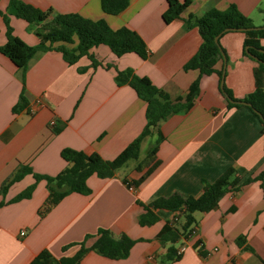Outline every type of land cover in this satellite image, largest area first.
<instances>
[{
	"label": "crops",
	"instance_id": "obj_1",
	"mask_svg": "<svg viewBox=\"0 0 264 264\" xmlns=\"http://www.w3.org/2000/svg\"><path fill=\"white\" fill-rule=\"evenodd\" d=\"M23 1L44 10L104 18L114 29L128 26L145 40L148 55L117 56L101 44L91 51L99 61L93 66L87 55L70 63L60 51L49 49L28 61L22 77L19 67L0 51V264H29L44 249L58 258L73 256L85 236L100 227L116 235L126 233L136 242L125 258L89 250L81 264H160L170 243L158 234L176 212L156 209L159 220L141 225L143 207L138 201L149 203L174 193L199 196L206 183L215 182L229 168L233 184L240 188L224 193L211 210L194 213L195 232L175 244L181 257L171 264L264 262L263 123L246 105L227 107L218 73L184 68L203 41L198 27L187 23L190 14L202 16L212 8L226 10L235 4L261 27L264 0H191L170 22L163 18L167 0H127L117 13L105 12L102 0ZM0 11V46L8 40L4 14L14 35L30 45L39 43L28 22L14 14L10 0H0ZM245 37L240 30L219 37L226 61L223 58L217 67L225 68L224 83L237 98L257 84V63L243 53ZM258 39L264 46V31ZM127 68L148 76L173 100L184 99L197 78L199 92L187 111L160 121L143 138L138 157L114 177L91 175L90 194L72 192L44 215L40 209L49 194L45 179L27 173L3 194V185L22 165L56 175L67 165L61 155L65 147L113 159L141 134L147 103L130 84L116 81L118 70ZM249 178L252 181L245 183ZM33 184L30 197L12 201ZM241 235L243 244L237 242Z\"/></svg>",
	"mask_w": 264,
	"mask_h": 264
},
{
	"label": "trees",
	"instance_id": "obj_2",
	"mask_svg": "<svg viewBox=\"0 0 264 264\" xmlns=\"http://www.w3.org/2000/svg\"><path fill=\"white\" fill-rule=\"evenodd\" d=\"M127 0H102V8L107 13H117ZM168 6L163 12L166 22L174 18L189 6L191 0H167ZM14 14L28 22V29L34 31L39 37L37 45L27 44L22 38L12 33L9 25V17L4 14L8 24V40L0 46V51L7 55L21 70L22 77L28 61L39 51L56 49L70 62H76L83 55H87L93 66L99 61L91 52L93 48L105 44L117 55L127 52H136L142 58L148 55L147 44L142 36L128 26L112 28L106 19H92L77 12H54L53 9H41L23 0H10ZM1 12V11H0ZM189 25L198 27L202 36V43L198 52L187 62L185 69H199L200 73L216 72L222 79L223 68L217 64L223 60L220 50L221 43L215 41L220 33L240 30L245 32L244 55L255 61L256 88L243 98H237L233 91L224 83L222 94L227 99V107H237L240 104L229 100H245L248 106L263 123L264 133V85L261 77L264 76V46L260 43L258 35L264 28H255L250 17L243 14L235 4H229L226 10L212 8L202 16L190 14L187 18ZM230 28V30H226ZM245 28L246 30H241ZM220 45V46H219ZM223 49V47L221 46ZM224 50V49H223ZM255 55L257 58H254ZM116 81L119 84L128 83L136 91L137 95L147 103V124L141 134L130 142L115 158L106 159L99 153L88 154L83 150L65 147L61 151L62 157L67 161L65 168L56 175L35 173L28 165H22L13 178L2 187V193L6 192L9 184L20 180L27 173H33L34 177L45 179L48 189V197L40 209V214L48 213L65 196L72 192L90 194L91 187L88 179L96 174L101 178L114 177L117 171L130 159L138 157L143 138L151 134L160 121L172 113L187 111L193 103L194 96L199 92L197 78L190 86L188 95L184 99L173 100L162 88L155 85L148 76H140L132 68L118 70ZM60 127L56 128L59 131ZM154 147L151 154L155 152ZM233 169L226 170L215 182L206 183L203 192L199 196L184 197L179 193L170 196L159 197L149 203L138 201L143 207L139 215L141 225L154 224L159 220L155 210L165 208L175 211V217L166 223L158 237L170 243L166 253L161 258L160 264H171L181 257V252L175 244L182 238H188L196 229V211H209L218 202V199L229 190H238L240 186L233 184L231 174ZM264 180V172L260 175ZM252 181L247 179L245 183ZM34 184L17 194L12 201L31 196ZM4 201H1V204ZM92 239L90 244L87 241ZM136 240L126 233L116 235L111 229L100 227L95 234H87L81 241L80 248L73 256L55 257L49 250L44 249L35 256L29 264H81L84 255L89 250H94L104 256L113 259L125 258L129 255ZM239 244L245 242L244 236L237 238ZM202 250V249H201ZM261 264H264L262 262Z\"/></svg>",
	"mask_w": 264,
	"mask_h": 264
},
{
	"label": "water",
	"instance_id": "obj_3",
	"mask_svg": "<svg viewBox=\"0 0 264 264\" xmlns=\"http://www.w3.org/2000/svg\"><path fill=\"white\" fill-rule=\"evenodd\" d=\"M255 28H264V26H261V27H255ZM226 30H230V28H226ZM241 30H246L245 28H242ZM222 33L218 34L216 37H215V41L219 44V37L221 36ZM220 46V45H219ZM220 50H221V53L223 55V58L224 60L226 61V55H225V52L224 50L221 48L220 46ZM254 58H257L255 55H252ZM224 75H225V68L223 69V73H222V79H221V88L223 89V85H224ZM229 100L233 101V102H237V103H240V104H245V105H251V103L245 101V100H234L230 97H228Z\"/></svg>",
	"mask_w": 264,
	"mask_h": 264
},
{
	"label": "built area",
	"instance_id": "obj_4",
	"mask_svg": "<svg viewBox=\"0 0 264 264\" xmlns=\"http://www.w3.org/2000/svg\"><path fill=\"white\" fill-rule=\"evenodd\" d=\"M131 188H132V186H131ZM195 232V230L193 231V233Z\"/></svg>",
	"mask_w": 264,
	"mask_h": 264
}]
</instances>
